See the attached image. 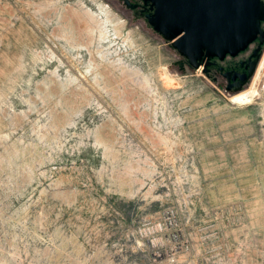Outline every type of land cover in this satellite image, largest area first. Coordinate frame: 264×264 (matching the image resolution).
Listing matches in <instances>:
<instances>
[{
  "label": "rangeland",
  "instance_id": "obj_1",
  "mask_svg": "<svg viewBox=\"0 0 264 264\" xmlns=\"http://www.w3.org/2000/svg\"><path fill=\"white\" fill-rule=\"evenodd\" d=\"M133 12L0 0V264H264V73L240 106L256 74L182 70Z\"/></svg>",
  "mask_w": 264,
  "mask_h": 264
},
{
  "label": "water",
  "instance_id": "obj_2",
  "mask_svg": "<svg viewBox=\"0 0 264 264\" xmlns=\"http://www.w3.org/2000/svg\"><path fill=\"white\" fill-rule=\"evenodd\" d=\"M123 1L133 7L129 0ZM141 1L153 12L148 24L187 59L191 68L206 67L207 61L214 58L236 57L259 36L264 44L263 0ZM242 88L229 86L227 90Z\"/></svg>",
  "mask_w": 264,
  "mask_h": 264
},
{
  "label": "flooded vegetation",
  "instance_id": "obj_3",
  "mask_svg": "<svg viewBox=\"0 0 264 264\" xmlns=\"http://www.w3.org/2000/svg\"><path fill=\"white\" fill-rule=\"evenodd\" d=\"M118 1L125 5L126 11H134L133 14H130L131 18L134 16L138 18L141 17L148 22L149 16L153 13L150 10L149 5L145 6L141 0H129L133 7H128L126 2L123 0ZM262 28L264 29V23ZM263 52L264 44L261 45V36H259V38L253 42L246 51L240 53L236 57L227 56L223 60L218 58L210 59L207 61L205 72L215 81L224 80V82L227 84V87H245L255 76L260 60L264 54ZM201 63L205 64L206 62ZM187 66H189L187 59L182 57V70H184Z\"/></svg>",
  "mask_w": 264,
  "mask_h": 264
},
{
  "label": "bare ground",
  "instance_id": "obj_4",
  "mask_svg": "<svg viewBox=\"0 0 264 264\" xmlns=\"http://www.w3.org/2000/svg\"><path fill=\"white\" fill-rule=\"evenodd\" d=\"M263 73H264V56L260 62L258 71L256 73V76L254 78V81H253L251 87L248 90L231 97V101H233L234 103H236L240 106L247 105V104L251 105V103L255 100V98L259 94L258 84L262 78ZM160 77H161L163 85L166 88H170V87H174V86L178 85L176 79L173 78L172 76H170L166 71H163L160 74Z\"/></svg>",
  "mask_w": 264,
  "mask_h": 264
}]
</instances>
